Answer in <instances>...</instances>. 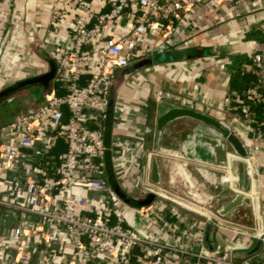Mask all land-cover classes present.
<instances>
[{
  "label": "built area",
  "instance_id": "obj_1",
  "mask_svg": "<svg viewBox=\"0 0 264 264\" xmlns=\"http://www.w3.org/2000/svg\"><path fill=\"white\" fill-rule=\"evenodd\" d=\"M217 1L221 0L51 1L49 19L56 34L46 41V49L56 60L55 78L36 104L0 123V208L15 212L10 224L0 223L3 261L264 264V226L255 214L259 203L252 196L246 195L256 219L252 227L224 224L211 195L204 198L208 208L199 205L206 211L199 212L203 217L195 214L189 221L179 211L198 212L192 207L195 191L186 199L161 190L157 183L141 181L154 198L135 206L133 218L168 239L130 223L124 201L107 180L106 155L114 149L106 143V125L123 119L121 107L110 96L118 74L148 54L181 47L185 19ZM11 4L7 1L4 15ZM251 59L249 69L255 79L245 95L252 104L237 92L228 97L233 110L243 114L236 118L237 126L250 134L247 153L264 141V52L254 53ZM112 140L120 145L116 151L123 156L126 140L118 133ZM171 154L179 156L178 151ZM240 157L246 159V173L252 179L248 154ZM223 166L222 180L229 182L224 175L232 167L228 162ZM119 179L122 183L123 178ZM229 187L234 192L247 191L230 183ZM208 222L250 240L261 237V259L254 263L248 256L234 258L208 248L204 238Z\"/></svg>",
  "mask_w": 264,
  "mask_h": 264
},
{
  "label": "crops",
  "instance_id": "obj_2",
  "mask_svg": "<svg viewBox=\"0 0 264 264\" xmlns=\"http://www.w3.org/2000/svg\"><path fill=\"white\" fill-rule=\"evenodd\" d=\"M7 1L9 0H0V89L13 80L33 75L25 74L22 69L35 64L34 55L41 58V62H38L47 66L48 62L44 56L45 53L49 54L46 41L56 34L49 19L52 0H10L12 5L9 7V14L4 15L2 12L8 8ZM7 22H11V25L8 26ZM184 22L180 46L190 52L191 57L152 63L137 69L132 68V64L127 67L131 69L130 72H123L126 67L121 70L112 86L111 100L121 107L123 119L117 125H106V143L112 144L114 149L107 151L106 173L110 187L118 196L120 195L115 189L116 186L131 198L143 197L140 191L145 188L141 181L152 182L150 169L154 155L158 157L160 182L157 184L161 190L191 197L190 191L197 186H205L211 191L209 195L216 196L215 202L231 194L218 196L224 190L221 185L222 175H219V172L224 170L223 165L228 162V152L233 151L226 142H218L207 134L200 137V142L197 141L194 132L198 122L189 117H182L169 124L158 148L155 149V121L160 100L166 98L225 120L240 131L243 141L249 144L250 134L236 124V118L242 117L243 114L240 110H233L228 97L234 91L231 90V80L235 73L250 72L249 67L253 65L252 55L264 52V0L217 1L209 9H199ZM23 54H29V57L20 61ZM252 81L238 91L248 103L251 101L245 94ZM257 110L259 111L260 107ZM187 123L192 127L186 136L181 138L178 135ZM114 133L126 140L123 156H119L116 151L120 145H114ZM205 141L208 144H200ZM184 144L191 150L184 151L181 147ZM173 151H178L177 161L171 159L174 157L171 154ZM119 158L121 161L115 162ZM248 159L254 170L253 182L245 170L246 159L242 157L232 160L233 173L236 176L235 185L240 189L249 190L252 182L250 194L259 203L255 214L260 216V223L264 226V141L250 147ZM202 169H206L207 177L201 176ZM119 178H123L122 183ZM163 181L169 185L183 184V190H169L160 185ZM153 198L154 195L149 201ZM122 200L130 223L138 224L142 231L154 236L171 238L162 232L154 234L145 221H135L133 208L138 205L124 198ZM179 212L184 216L183 220L195 219V213L183 210ZM220 218L224 224L234 222L242 228L256 224L255 215L251 208L246 207L245 202L239 212L232 210ZM210 241L212 247H209L205 238L208 248L225 251L231 257L248 256L254 263L261 259V248L246 253L254 244V239L237 235L228 228L215 226L211 230ZM0 264H10V261L0 258Z\"/></svg>",
  "mask_w": 264,
  "mask_h": 264
},
{
  "label": "water",
  "instance_id": "obj_3",
  "mask_svg": "<svg viewBox=\"0 0 264 264\" xmlns=\"http://www.w3.org/2000/svg\"><path fill=\"white\" fill-rule=\"evenodd\" d=\"M43 52V51H41ZM45 59L48 62V67L45 71L33 75H29L20 79L11 81L8 85L0 89V102L6 98L9 94L15 93L17 90L25 88L30 85H40L43 91H46L50 86L51 82L55 78L56 74V60L49 54L45 53ZM192 54L188 52L183 47L164 49L161 51H155L151 54H148L140 59H138L133 65L132 68L137 69L152 63H161L169 61H178L183 60L188 57H191ZM130 72V68H125L123 72ZM189 117L196 120L198 123L196 125V130L194 132L195 139L200 142V137L205 134L212 136L218 142H226L232 150L239 156H247V147L245 142L238 134V132L231 127V125L225 120L218 119L205 111L182 105L180 103L171 101L166 98H162L159 104L158 115L155 121V149L158 148L161 137L166 131L167 127L174 120ZM201 145L208 144L206 141L200 143ZM184 151H189L191 148H188L186 144L181 146ZM202 177H207L206 169L200 171ZM150 179L154 183L160 182V171L158 165V157L154 155L151 160V169H150ZM117 193L127 201L135 205H142L149 202V199L146 197H152L153 193L149 192L146 189H141L140 195L142 198H131L127 196L118 186H116ZM246 199V195L242 192L231 193L226 197L217 199V205L215 206V211L220 215L224 216L230 211L235 210V213L241 210ZM4 216V217H3ZM15 216V212L9 209L0 208V223L10 224L12 219ZM215 227L212 222H208L205 226V238L209 247H212L210 241L211 230ZM264 235V233H263ZM262 238L258 237L255 239L254 244L250 247L246 253H252L260 249L262 246Z\"/></svg>",
  "mask_w": 264,
  "mask_h": 264
},
{
  "label": "rangeland",
  "instance_id": "obj_4",
  "mask_svg": "<svg viewBox=\"0 0 264 264\" xmlns=\"http://www.w3.org/2000/svg\"><path fill=\"white\" fill-rule=\"evenodd\" d=\"M11 5L9 7H11ZM7 25L8 26L11 25V22H7ZM28 57H29V54H23L20 57V61H24V60L28 59ZM34 57L36 59L35 64H32L33 66H30L28 68L22 69L25 72V74H27V75L28 74L41 73V72L45 71L48 67V64L46 66L45 63H44V65L40 63L41 58H39L38 55H34ZM38 61H40V62H38ZM153 88H155V86ZM155 89H154V91L158 92ZM42 91H43V89L40 85H30V86L25 87V89L23 91H20L18 93L9 94L6 98H4L0 102V123H5L7 121H10L16 113L27 109L32 104H36V100L34 98H38V96L41 94L40 92H42ZM191 127H192L191 124H188V123L185 124V128L180 131L178 136L181 138H184L186 136L187 132H189V130L191 129ZM171 159H174L176 161L178 160L177 157H175V156L172 157ZM223 168H224V170L220 171L219 175L220 174L223 175L226 173L225 167H223ZM231 169H232V171H234L233 168H231ZM245 170H246V165H245ZM182 171H183V169H182ZM183 172L186 173L185 170ZM160 185L168 188L169 190H172V188L178 190L179 192L183 190V184H179V183H176L175 185H169L166 181H163ZM221 185H222V187H224V190H223L222 194H219L218 196H224V195L226 196V195L234 192L229 187V182L223 181V184H221ZM244 190H248V188L244 189ZM193 191L196 192V195H195V199L193 200L195 202V204H193L194 206L192 205V207L196 211H198V212H195V214L197 216L203 217L202 214H200V213H205L206 211L203 208L199 207V205L203 206L205 208H208L207 207L208 205L204 201V198H205V196H208L211 193V191L209 192V190H207L205 186L204 187H198L197 186L195 189H193ZM182 196L186 199L191 198L190 196H187V195H185V196L182 195ZM215 197L216 196L213 194L212 201H214V204H215V205H213L214 207L217 205V202H215ZM245 205H246V207H248L250 209V198L248 196H246Z\"/></svg>",
  "mask_w": 264,
  "mask_h": 264
},
{
  "label": "trees",
  "instance_id": "obj_5",
  "mask_svg": "<svg viewBox=\"0 0 264 264\" xmlns=\"http://www.w3.org/2000/svg\"><path fill=\"white\" fill-rule=\"evenodd\" d=\"M255 79V75L251 72H237L235 73V75L232 77L231 80V90H234L233 92H237L240 91L242 88L247 87V85L249 84V82H251L252 80ZM41 94L38 96V98H36V103L42 98V96L44 95V91L40 92ZM247 98V97H246ZM247 100V99H245ZM145 199H150V197H146Z\"/></svg>",
  "mask_w": 264,
  "mask_h": 264
},
{
  "label": "bare ground",
  "instance_id": "obj_6",
  "mask_svg": "<svg viewBox=\"0 0 264 264\" xmlns=\"http://www.w3.org/2000/svg\"><path fill=\"white\" fill-rule=\"evenodd\" d=\"M237 158H242V157H240L239 155H237V154L234 153V152H228L227 159H228V164H229L231 167H232V160H233V159H237ZM224 178H226V179L229 181L231 187L235 189V184H234V182H235V173H233L232 170H229V172H228L226 175H224ZM252 182H253V178H252ZM252 182H251L250 189L244 192L245 195H250V196H251L250 193H251V191H252V190H251V188H252Z\"/></svg>",
  "mask_w": 264,
  "mask_h": 264
}]
</instances>
